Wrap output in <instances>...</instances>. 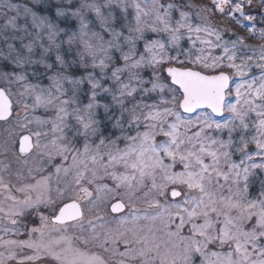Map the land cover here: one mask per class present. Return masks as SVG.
I'll list each match as a JSON object with an SVG mask.
<instances>
[{
  "label": "snow or ice",
  "instance_id": "snow-or-ice-1",
  "mask_svg": "<svg viewBox=\"0 0 264 264\" xmlns=\"http://www.w3.org/2000/svg\"><path fill=\"white\" fill-rule=\"evenodd\" d=\"M0 264H264V0H0Z\"/></svg>",
  "mask_w": 264,
  "mask_h": 264
}]
</instances>
